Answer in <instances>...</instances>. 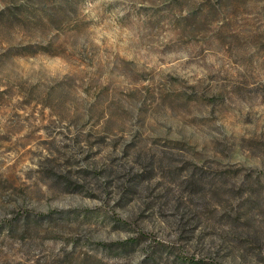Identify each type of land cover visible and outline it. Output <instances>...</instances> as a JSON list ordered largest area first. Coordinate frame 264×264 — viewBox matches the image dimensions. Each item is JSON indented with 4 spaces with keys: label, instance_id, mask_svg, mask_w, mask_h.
<instances>
[{
    "label": "rangeland",
    "instance_id": "1",
    "mask_svg": "<svg viewBox=\"0 0 264 264\" xmlns=\"http://www.w3.org/2000/svg\"><path fill=\"white\" fill-rule=\"evenodd\" d=\"M47 40L49 50L25 47ZM261 106L259 0H0V200L59 181L65 200L109 202L60 221L20 220L18 233L49 248L73 237V253L43 264H131L124 246L74 238L131 231L120 214L140 215L137 204L147 209L140 232L184 249L170 259L161 245L154 264H240V253L257 264L264 171L233 161H264ZM233 120L239 131L223 134Z\"/></svg>",
    "mask_w": 264,
    "mask_h": 264
},
{
    "label": "clouds",
    "instance_id": "2",
    "mask_svg": "<svg viewBox=\"0 0 264 264\" xmlns=\"http://www.w3.org/2000/svg\"><path fill=\"white\" fill-rule=\"evenodd\" d=\"M259 3L261 6H264V0H259ZM83 95L81 93V96ZM243 111H248L246 105L243 106ZM258 111L264 113V106H261ZM239 115L240 113L237 112L236 116ZM178 127L179 125H173V139H180L177 135ZM234 131H239V128L235 126V120L225 124L221 130L223 134L227 135H231ZM221 132L212 133V136L222 138ZM166 134V128H161L156 133V135ZM123 135L125 140L131 141L130 132H126ZM129 163L131 162L129 161ZM233 163L245 164L250 169L264 171V161L260 159L244 160L243 158H237ZM21 183L27 185V181L23 175H21ZM58 183L59 181L43 188H34L31 185H27L30 191L26 192L23 197L9 194L6 198L0 200V208H6L5 215L0 217V231L6 228L10 229L5 235L0 236V264H36L37 260H41V264H43V260L48 257H53L56 260L63 259L64 256L73 253L76 248V244L73 242V237L71 236L62 237L60 246L56 248L48 247L47 238L25 239L27 229L25 233H18L16 230V225L20 220L35 218L39 223L49 220L60 221L73 215H79L88 211L94 212L98 208H105L109 203L103 196L82 199L76 202L65 200L61 195V191L57 190ZM63 191L76 192L78 189L65 188ZM9 205L11 207H8ZM134 209H140L141 214L137 215L135 210L120 214V219L131 225V231L120 228L105 233H93L92 235L81 233L76 235L74 239L81 242L87 240L89 246L97 249L104 246L111 249L122 245L127 249L124 255L131 258V264H154L153 260L149 258L153 256L161 245L164 246L161 249L162 252L167 249L172 253L169 257L170 259L175 258L176 255L184 254V249H178L175 240L169 243L161 237V233L159 232L147 230L143 233L140 232L137 225L143 227L140 221L145 218L144 213L147 212V209L140 208L139 204L135 205ZM148 218L150 219L151 217L149 216ZM174 231L175 229H167L169 234ZM184 239H189V237L185 235ZM129 241H147V243H145L143 248H140L137 244L129 246ZM184 248H187V245ZM239 255L241 257L240 264H245L247 253H240ZM255 255L257 257V264H264V251L257 252ZM159 259V257L156 258V264H159ZM196 259H200V256L197 255ZM204 264H210V260H204Z\"/></svg>",
    "mask_w": 264,
    "mask_h": 264
},
{
    "label": "trees",
    "instance_id": "3",
    "mask_svg": "<svg viewBox=\"0 0 264 264\" xmlns=\"http://www.w3.org/2000/svg\"><path fill=\"white\" fill-rule=\"evenodd\" d=\"M52 44V41L51 40H47L45 42H36V43H33V42H28L25 47H33V46H39L38 48H42V49H45V50H49L50 49V46ZM122 246V245H121ZM188 264H198L197 263H193V262H189Z\"/></svg>",
    "mask_w": 264,
    "mask_h": 264
}]
</instances>
